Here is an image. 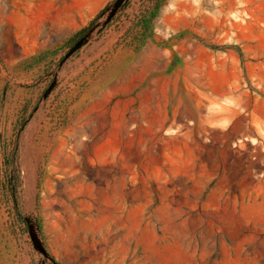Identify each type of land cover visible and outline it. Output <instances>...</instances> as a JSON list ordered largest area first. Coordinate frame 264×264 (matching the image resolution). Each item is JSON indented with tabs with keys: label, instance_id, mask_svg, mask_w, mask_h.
<instances>
[{
	"label": "rangeland",
	"instance_id": "1",
	"mask_svg": "<svg viewBox=\"0 0 264 264\" xmlns=\"http://www.w3.org/2000/svg\"><path fill=\"white\" fill-rule=\"evenodd\" d=\"M116 1L0 0V264H264V0Z\"/></svg>",
	"mask_w": 264,
	"mask_h": 264
},
{
	"label": "trees",
	"instance_id": "2",
	"mask_svg": "<svg viewBox=\"0 0 264 264\" xmlns=\"http://www.w3.org/2000/svg\"><path fill=\"white\" fill-rule=\"evenodd\" d=\"M123 6H125V4H123ZM157 8L160 6V3H156L155 5ZM102 14V11H100L95 17L93 20H91L89 22V24L82 28L79 32H78V35L83 37L85 34H87L88 31H90L94 26H95V23L97 21V19L100 17V15ZM23 129V125L21 124L19 126V128L15 131V138L14 140L12 141V149L11 151L9 152V155H10V160H9V166H11L13 169H12V175L10 177V181L12 182L11 183V187H12V193L14 194L15 193V189H16V184L18 182V175H17V168L16 167V163H17V154H18V149H19V142H18V136L20 134V132L22 131ZM14 205L17 207V203L15 202Z\"/></svg>",
	"mask_w": 264,
	"mask_h": 264
},
{
	"label": "water",
	"instance_id": "3",
	"mask_svg": "<svg viewBox=\"0 0 264 264\" xmlns=\"http://www.w3.org/2000/svg\"><path fill=\"white\" fill-rule=\"evenodd\" d=\"M122 1H123V0H117V1L114 3L113 12H115V11L118 10V8H119V7L121 6V4H122ZM28 231H29V234H30V236H31V238H32V240H33V242H34L35 244L39 245L40 248H41L43 251H45L44 248H43V246H42V244H41L40 241L38 240V237H37V235H36V233H35L33 227H32L31 225H29V224H28Z\"/></svg>",
	"mask_w": 264,
	"mask_h": 264
}]
</instances>
